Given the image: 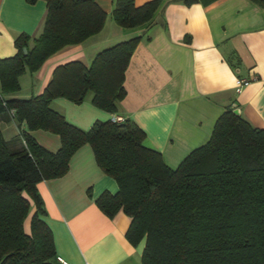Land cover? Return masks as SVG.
<instances>
[{"label": "trees", "instance_id": "16d2710c", "mask_svg": "<svg viewBox=\"0 0 264 264\" xmlns=\"http://www.w3.org/2000/svg\"><path fill=\"white\" fill-rule=\"evenodd\" d=\"M42 1L41 34L33 40L20 35L15 55L0 60V115L26 125L17 140L5 141L0 132V264L57 262L36 186L62 177L84 145L117 184L115 194L105 192L95 204L110 219L118 213L129 218L125 237L132 246L143 244L142 264H264V129L228 107L209 140L172 169L129 119L98 121L84 131L51 109L55 98L78 105L91 94L94 107L115 114L126 96L125 71L141 37L102 50L89 67L78 61L57 67L38 96L3 97L20 91L23 74L104 27L107 15L94 0ZM163 1L137 7L134 0H113L111 18L121 29H137L150 24ZM250 1L264 7V0ZM34 131L57 136L59 149L53 153L40 146L29 134Z\"/></svg>", "mask_w": 264, "mask_h": 264}, {"label": "crops", "instance_id": "0c3cea01", "mask_svg": "<svg viewBox=\"0 0 264 264\" xmlns=\"http://www.w3.org/2000/svg\"><path fill=\"white\" fill-rule=\"evenodd\" d=\"M94 1L107 15L100 33L53 54L37 71L19 78L17 94L3 97L38 96L57 67L73 61L89 67L102 50L139 36L124 75L126 96L115 114L94 107L91 94L78 105L55 98L51 109L84 131L98 121L129 119L145 133V144L160 152L172 169L209 140L217 118L228 107L253 127L264 129V7L250 0L189 6L183 0H164L149 25L126 30L111 18L113 0ZM149 1L134 3L138 7ZM45 17L42 0L33 4L0 0V60L15 55L20 35L38 37ZM239 79L249 82L236 92ZM24 130V123L0 115L5 141L17 140ZM29 134L50 152L60 147L53 134ZM15 144L17 148L19 143ZM36 188L56 257L67 264H142L143 244L132 246L125 237L129 218L118 213L110 219L95 204L103 193L115 194L117 184L96 164L89 145L72 155L62 177L42 181Z\"/></svg>", "mask_w": 264, "mask_h": 264}, {"label": "built area", "instance_id": "2783aa9c", "mask_svg": "<svg viewBox=\"0 0 264 264\" xmlns=\"http://www.w3.org/2000/svg\"><path fill=\"white\" fill-rule=\"evenodd\" d=\"M249 81L247 79H239L236 82V92H240L242 86L246 85ZM0 98L2 99L1 93H0ZM10 114H12V110L10 111ZM114 121H121L120 118L114 119ZM57 262L60 264H67L64 260H62L60 257L56 258Z\"/></svg>", "mask_w": 264, "mask_h": 264}, {"label": "water", "instance_id": "95a60500", "mask_svg": "<svg viewBox=\"0 0 264 264\" xmlns=\"http://www.w3.org/2000/svg\"><path fill=\"white\" fill-rule=\"evenodd\" d=\"M23 54H24V55L27 54V50H26V49L23 50ZM233 113H234L235 115H239V112H238L236 109H234Z\"/></svg>", "mask_w": 264, "mask_h": 264}]
</instances>
